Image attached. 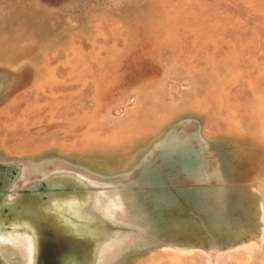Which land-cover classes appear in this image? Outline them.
<instances>
[{"label":"rangeland","instance_id":"rangeland-1","mask_svg":"<svg viewBox=\"0 0 264 264\" xmlns=\"http://www.w3.org/2000/svg\"><path fill=\"white\" fill-rule=\"evenodd\" d=\"M0 161L110 184L97 264H264V0H0Z\"/></svg>","mask_w":264,"mask_h":264},{"label":"water","instance_id":"water-1","mask_svg":"<svg viewBox=\"0 0 264 264\" xmlns=\"http://www.w3.org/2000/svg\"><path fill=\"white\" fill-rule=\"evenodd\" d=\"M21 170L0 161V242L21 247L23 264H97L133 227L120 218L122 203L108 182L51 170L9 194ZM0 264L9 263L0 255Z\"/></svg>","mask_w":264,"mask_h":264}]
</instances>
